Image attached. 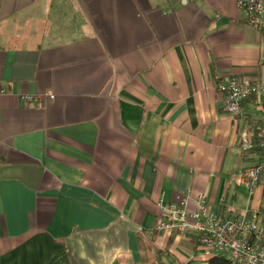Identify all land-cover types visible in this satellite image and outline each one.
Returning <instances> with one entry per match:
<instances>
[{
  "label": "crops",
  "instance_id": "0c3cea01",
  "mask_svg": "<svg viewBox=\"0 0 264 264\" xmlns=\"http://www.w3.org/2000/svg\"><path fill=\"white\" fill-rule=\"evenodd\" d=\"M236 1L0 0V264H215L157 228L177 198L264 229V181L241 182L262 152L240 146L264 98L232 114L218 90L264 77Z\"/></svg>",
  "mask_w": 264,
  "mask_h": 264
},
{
  "label": "built area",
  "instance_id": "2783aa9c",
  "mask_svg": "<svg viewBox=\"0 0 264 264\" xmlns=\"http://www.w3.org/2000/svg\"><path fill=\"white\" fill-rule=\"evenodd\" d=\"M236 6L244 11L248 24L264 34V0H237ZM224 94L225 109L232 114L239 112L242 103L255 96L264 98V77L254 82H244L230 77L218 84ZM6 93L0 89V94ZM50 97H53L50 94ZM21 100L27 103L37 101L39 96L24 94ZM256 138L263 150L258 161L244 169L241 182L252 188L264 181V118L257 130ZM240 146L243 151L251 148L247 135L241 134ZM187 198H177L162 206V218L157 228L160 230L191 231L199 236L208 254L225 255L235 264H264V229L258 224L257 217H234L210 211L200 196L197 208L189 211Z\"/></svg>",
  "mask_w": 264,
  "mask_h": 264
},
{
  "label": "trees",
  "instance_id": "16d2710c",
  "mask_svg": "<svg viewBox=\"0 0 264 264\" xmlns=\"http://www.w3.org/2000/svg\"><path fill=\"white\" fill-rule=\"evenodd\" d=\"M252 147L261 150V152L263 153V150L261 149L257 138L254 144L252 145ZM198 240H200L199 236H198ZM212 262L215 264H235L230 258H227L225 255L222 254L215 256ZM52 264H68L67 253H65V251L62 250L60 255L53 260Z\"/></svg>",
  "mask_w": 264,
  "mask_h": 264
}]
</instances>
